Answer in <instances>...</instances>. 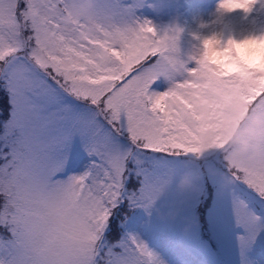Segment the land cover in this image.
Wrapping results in <instances>:
<instances>
[{"label": "snow or ice", "instance_id": "obj_1", "mask_svg": "<svg viewBox=\"0 0 264 264\" xmlns=\"http://www.w3.org/2000/svg\"><path fill=\"white\" fill-rule=\"evenodd\" d=\"M144 4L0 0V264H264V77Z\"/></svg>", "mask_w": 264, "mask_h": 264}, {"label": "rangeland", "instance_id": "obj_2", "mask_svg": "<svg viewBox=\"0 0 264 264\" xmlns=\"http://www.w3.org/2000/svg\"><path fill=\"white\" fill-rule=\"evenodd\" d=\"M185 4L184 0H145L144 7L139 9L137 12V15L140 17L141 20H148L150 21L157 29L159 30H165L169 28H178L181 29L180 32V38L178 41V46L183 53H188L191 51V46H192V39L188 33H195L199 31V26H196L195 29L192 30V19L191 16L187 15L185 13ZM204 15V13H203ZM251 17H254L253 15H249ZM207 20H205L206 22ZM204 22V23H205ZM237 26V31L239 30L241 33L244 29L243 25L244 23L241 22ZM187 26V27H186ZM189 26V27H188ZM194 36V35H193ZM217 37V36H216ZM202 40V38L200 37ZM226 40H227V35H226ZM228 41V40H227ZM264 51V47L262 49ZM211 53V50H209V55ZM228 60H232L233 63L235 64V67L237 71L231 72V73H225L229 76H241L242 74L248 73V72H254L256 76L258 77H264V64L262 60L258 57L257 59V65L256 67H250L248 64H246L243 60H241L238 52H233L232 48L229 47L228 49ZM209 67L213 71H217L220 73H224L219 71L220 66L219 64H214V65H209ZM259 83V81H257ZM163 88V87H162ZM256 121H259V117L254 118ZM187 186V181L182 180L180 187L184 188Z\"/></svg>", "mask_w": 264, "mask_h": 264}, {"label": "bare ground", "instance_id": "obj_3", "mask_svg": "<svg viewBox=\"0 0 264 264\" xmlns=\"http://www.w3.org/2000/svg\"><path fill=\"white\" fill-rule=\"evenodd\" d=\"M206 3L202 2L201 0H186V7L190 10L189 15L192 19V30L196 28V26H199L205 22V20H208L210 14L212 13L214 9V5H221V4H234V5H244L245 7H249L251 11L245 12L243 7H233L230 11L225 8H220V21H222V25L229 24L230 28L227 29V40L228 35H230L231 40L234 41L235 44L239 45L244 40H252L254 41V44L252 47H254L257 50V57L260 58L264 64V51L262 50L264 47V40L260 39V33L257 31H252L249 29L248 25L245 22V18H250L249 15H256V8L257 5L250 4L249 0H228V2L224 0H204ZM212 2V3H211ZM214 4L209 8V4ZM204 13V15H203ZM208 13V14H205ZM252 18V17H251ZM241 22L244 23L243 28L241 30L242 33L238 30L237 26ZM189 27V26H188ZM203 40H210L212 39V35H202L200 36ZM217 40H219V44H213L211 51H217V52H223L224 46L227 42L225 35H217ZM211 54V53H210ZM227 53V57H228ZM228 63H233L232 60H228ZM160 91H163V88L161 87L158 89Z\"/></svg>", "mask_w": 264, "mask_h": 264}, {"label": "clouds", "instance_id": "obj_4", "mask_svg": "<svg viewBox=\"0 0 264 264\" xmlns=\"http://www.w3.org/2000/svg\"><path fill=\"white\" fill-rule=\"evenodd\" d=\"M88 4H90V0H86V5ZM220 8V5H214V9L210 14L208 20L205 23L201 24L204 25V27H201V25H199L200 30L195 32L198 35H192L191 37L193 43L191 46V51L188 53L196 56L206 55V62L208 63V65L219 64V71L224 73H231L237 71V69L234 63L227 62V52L230 47L227 43L228 41L224 46L223 52L211 51V54L209 55V50L212 49L213 44H219V40L216 39V36L227 35V29L220 23ZM202 35H212V39L208 40V43L205 44V40L202 41L200 39V36Z\"/></svg>", "mask_w": 264, "mask_h": 264}]
</instances>
